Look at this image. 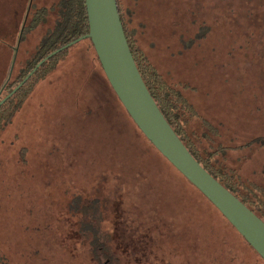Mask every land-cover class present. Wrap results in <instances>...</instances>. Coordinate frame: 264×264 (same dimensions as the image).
<instances>
[{
	"label": "rangeland",
	"instance_id": "1",
	"mask_svg": "<svg viewBox=\"0 0 264 264\" xmlns=\"http://www.w3.org/2000/svg\"><path fill=\"white\" fill-rule=\"evenodd\" d=\"M121 3L140 48L169 82L185 87L200 116L216 124L222 137H214L216 144L232 146L264 135V0ZM28 4L0 0V89L10 73V48L16 47ZM43 32L37 29L26 36L18 62L25 64ZM93 55L87 39L74 45L63 65L34 89L14 122L0 132V249L14 264L92 263L91 244L69 221L63 223L70 220L66 207L73 191L79 188L105 199L104 186L98 193L84 184L96 181V174L103 182L108 166L115 175L125 174V180L144 175H129L137 167L130 159L144 164L136 150L126 147V132L135 137L137 131ZM193 121L198 133L205 130L201 118ZM136 145L144 149L139 139ZM23 147L26 161L20 164ZM253 153L231 152L227 162L264 186L263 147ZM245 155L252 159L238 161ZM149 167L144 205L154 202L157 207L145 212L143 206L141 222L149 221L151 213L169 224L163 228L168 245L154 248L156 254L163 251L167 264L253 262L248 244L195 187L165 161ZM115 198L123 205L120 195ZM135 201L129 200L127 213L138 216ZM118 207L113 203L109 228L121 226ZM174 247L179 254L171 253Z\"/></svg>",
	"mask_w": 264,
	"mask_h": 264
},
{
	"label": "trees",
	"instance_id": "2",
	"mask_svg": "<svg viewBox=\"0 0 264 264\" xmlns=\"http://www.w3.org/2000/svg\"><path fill=\"white\" fill-rule=\"evenodd\" d=\"M117 4L126 38L136 64L150 93L167 121L195 159L264 221V186L245 175L244 170L231 165L230 161L227 162L231 152H246L247 149L249 153H256L262 151V147L264 150V135L254 136L245 140L246 142L244 141L241 144H234L232 146L222 143L216 144L214 137L222 138L216 124L211 120L202 118L197 107L185 94V87L178 82H169L167 77L152 62L148 54L140 48L136 38L137 32L135 28L129 26L123 12L121 0H117ZM50 16H52L51 22L49 21ZM37 29L44 30L41 39L34 46L33 51L29 52L30 56L27 58L25 64L18 62L21 43L24 42L29 33ZM88 32L89 20L86 0H53L52 3L41 6H37L35 0H29L16 47L10 48L14 52L13 62L8 78L1 86L0 101L17 85L23 82L32 71L34 72L14 95L0 106V132L5 131L14 122L18 112L35 91L34 89L40 83L47 80L53 72L58 70V67L63 65L66 55L78 42L52 55L48 59L46 57L76 38L87 35ZM84 39L89 41L94 53L93 59L99 69L105 74L91 39ZM44 59L46 60L42 62ZM40 62L42 63L40 64ZM18 64H20V68L17 75L15 79H11L14 69L17 68ZM105 78L108 85L112 88L107 77ZM112 90L114 91L113 88ZM118 100L122 104L119 98ZM122 106L125 108L123 104ZM125 111L134 124V130L137 131V135L134 134L135 137H132L130 130L126 132V147L132 151L136 150V156H139L141 163H144L143 165H140V163L136 164L134 159H130L133 165H137V167L135 170L132 169L129 175L132 176L140 171L144 172V175L137 178L136 181L133 180V177L130 180L128 179V181L125 180V174L124 176L115 175L110 172L108 166L105 170L103 182L98 180L102 175L96 174V181L84 184L85 188L90 187L98 193L100 192V188L102 190V186H104L106 192L105 199H101L99 195L91 197L79 188L74 190L72 199L66 207V215L70 220L65 219L63 223L67 224L69 221V224L77 228L78 233L85 238L88 244H91L93 255L91 257L92 263L90 264H102L101 258L108 259V264H167L168 262L164 261L166 259L164 252L159 251L160 253L157 252L158 254H156L154 248L168 245L165 241L167 237L163 228H169V224L165 225L159 214L157 220L153 215H150L151 213H148L150 219L146 223L141 222L142 218L140 217L141 209H148L145 211L147 212L151 208L157 207L154 202L150 201L149 204L144 205L145 197L143 193L147 191L145 189L150 187L149 184H151L149 178H151L152 170L149 166H157L159 161H165L173 171L179 173L190 185L195 187L205 200L225 219L226 217L154 146L140 130L126 109ZM195 118L202 119L205 130L201 133H198L196 126H194L193 120ZM137 139L142 142L143 150H141L139 145H136ZM132 142L135 145H132ZM24 149L25 147L18 153L20 164H24L26 161ZM247 159L245 155L242 158H238V161L244 160L247 162L252 157ZM138 167L140 169H137ZM133 185L136 187L134 190L130 188ZM68 191L70 192L69 189ZM119 195L123 200V205L119 199L115 198ZM131 199L137 200L135 201L137 204L135 205L134 212L137 210L138 216L135 213H127L126 205ZM113 203L117 207L119 206L118 208L122 207L116 215L118 224L121 223V226H118V228H109L108 226V219L111 215ZM149 223H152V228L149 227ZM229 224L235 229L230 222ZM238 234L248 244L251 252L250 256L254 260L252 263L250 260V262H238L236 264H264V259L260 254L239 232ZM172 250H175V252H171L173 255L179 254L175 247ZM0 264H14L5 250L2 249H0Z\"/></svg>",
	"mask_w": 264,
	"mask_h": 264
},
{
	"label": "water",
	"instance_id": "3",
	"mask_svg": "<svg viewBox=\"0 0 264 264\" xmlns=\"http://www.w3.org/2000/svg\"><path fill=\"white\" fill-rule=\"evenodd\" d=\"M86 7L88 34L62 46L46 59L84 38H90L107 79L140 130L264 259V221L195 159L165 118L136 64L117 0H86ZM33 72L0 101V106Z\"/></svg>",
	"mask_w": 264,
	"mask_h": 264
},
{
	"label": "flooded vegetation",
	"instance_id": "4",
	"mask_svg": "<svg viewBox=\"0 0 264 264\" xmlns=\"http://www.w3.org/2000/svg\"><path fill=\"white\" fill-rule=\"evenodd\" d=\"M100 260L102 264H108L109 261L108 259H104V258H101Z\"/></svg>",
	"mask_w": 264,
	"mask_h": 264
}]
</instances>
